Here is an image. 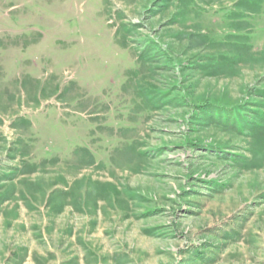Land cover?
<instances>
[{
  "label": "rangeland",
  "instance_id": "374dc122",
  "mask_svg": "<svg viewBox=\"0 0 264 264\" xmlns=\"http://www.w3.org/2000/svg\"><path fill=\"white\" fill-rule=\"evenodd\" d=\"M254 95L264 0H0V264H264Z\"/></svg>",
  "mask_w": 264,
  "mask_h": 264
},
{
  "label": "trees",
  "instance_id": "16d2710c",
  "mask_svg": "<svg viewBox=\"0 0 264 264\" xmlns=\"http://www.w3.org/2000/svg\"><path fill=\"white\" fill-rule=\"evenodd\" d=\"M254 97L264 99V95H254ZM198 109L199 119L206 118L208 120L203 126L218 124V122L223 121L225 125L245 134L247 131L250 132V130L264 123V109H258L253 113L243 108L237 110L218 109L208 104H203Z\"/></svg>",
  "mask_w": 264,
  "mask_h": 264
}]
</instances>
